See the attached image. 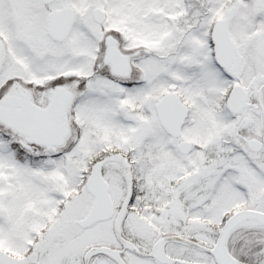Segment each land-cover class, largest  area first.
I'll list each match as a JSON object with an SVG mask.
<instances>
[{
  "label": "snow or ice",
  "instance_id": "obj_1",
  "mask_svg": "<svg viewBox=\"0 0 264 264\" xmlns=\"http://www.w3.org/2000/svg\"><path fill=\"white\" fill-rule=\"evenodd\" d=\"M0 264H264V0H0Z\"/></svg>",
  "mask_w": 264,
  "mask_h": 264
}]
</instances>
